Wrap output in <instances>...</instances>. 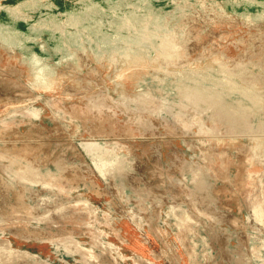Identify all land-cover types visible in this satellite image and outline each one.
Listing matches in <instances>:
<instances>
[{"label":"rangeland","instance_id":"rangeland-1","mask_svg":"<svg viewBox=\"0 0 264 264\" xmlns=\"http://www.w3.org/2000/svg\"><path fill=\"white\" fill-rule=\"evenodd\" d=\"M0 264H264V0H0Z\"/></svg>","mask_w":264,"mask_h":264}]
</instances>
